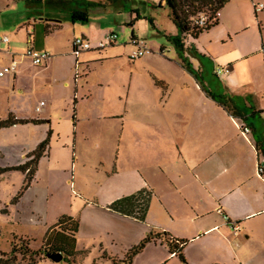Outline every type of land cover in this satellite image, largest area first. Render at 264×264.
<instances>
[{"label": "rangeland", "instance_id": "obj_1", "mask_svg": "<svg viewBox=\"0 0 264 264\" xmlns=\"http://www.w3.org/2000/svg\"><path fill=\"white\" fill-rule=\"evenodd\" d=\"M139 1L144 6L139 8L142 19L138 21L137 39L144 41L154 58L147 59V55L131 61V29L123 22L128 21L130 9ZM254 4L264 6V0H231L224 5L232 17L248 26L236 36L237 49L230 54L233 58L240 57L244 38L251 45L252 38L261 43L264 36V9H255ZM67 8L87 10L90 19L106 28L108 35L116 34V42L101 50L74 54L71 27L64 24L69 17L67 11L32 6L20 0H0V36L6 35L10 40L0 44V71L12 60L17 62L14 74L0 77V121L10 116L41 121L0 128V252L9 253L13 242L15 249L25 254L22 257L17 253L15 264H126L127 250L135 244L139 226H131L121 236L114 235L112 244L105 234L94 233L90 237L95 231L84 224V248L75 246L74 259L63 254L60 262L48 260L45 254H27L25 248L39 250L44 237L63 216L79 222L86 202L90 210L84 216L101 215L107 207L99 206L100 202L131 189L139 178L137 172L155 161L158 129L153 114L162 93L154 77L145 71V65L164 69L169 65L165 59L181 65L173 44L160 35L163 29H169L170 9L153 0H73ZM36 18L57 19L64 25L45 38L40 24H30ZM224 27L212 30L201 40L184 41L185 56L197 67H201V62L194 52L187 51L192 43L198 42L201 53L218 55L219 63L208 61L203 67L204 82L214 92H225V77L211 76L215 68L227 66L223 63L231 44L218 39ZM29 34L37 40L36 51L45 42L61 54L50 67L33 65L27 54ZM105 38L92 42L93 48L99 42L107 44ZM257 84L256 80L254 85ZM243 101L239 106L248 111L253 103L246 98ZM260 104L264 106V99ZM251 122L259 128L258 119ZM50 131L48 150L34 166L31 179L22 171L7 170L24 164L25 155L34 151ZM262 166L261 177L264 163ZM256 175L260 177L257 166ZM228 237L233 238L232 233ZM227 242L220 234H211L191 242L185 251L203 264H210L218 255L224 257L225 264H235ZM109 253L113 257L106 255ZM140 254L131 264H150L153 260L149 252ZM238 256L249 264H264V236L256 233L249 242H243ZM167 264L181 262L175 259Z\"/></svg>", "mask_w": 264, "mask_h": 264}, {"label": "crops", "instance_id": "obj_2", "mask_svg": "<svg viewBox=\"0 0 264 264\" xmlns=\"http://www.w3.org/2000/svg\"><path fill=\"white\" fill-rule=\"evenodd\" d=\"M140 6H144L141 1L136 7L130 9L128 21L123 22L124 25H129L131 36L133 35L134 38H139L136 29L138 21L142 19ZM223 8L219 11L217 26L202 33L197 39L187 36L185 40L192 42L201 40L212 30L225 26L218 39L223 44L227 40L231 47H229L230 50L227 49L229 54L223 63L229 68V73L223 75L225 77L223 88L230 95L246 98L253 103L250 109L260 112L254 115L260 122H258L259 128H256L251 119L244 122L224 111L202 92L197 81L181 65L173 64L172 60L165 59L169 65L160 70L145 65L147 66L145 71L154 77L162 93L156 112L153 114L157 120L158 129L157 141L154 144V148L157 149L155 161L144 170L137 172L140 181L137 180L138 183L136 182L131 189L121 191L117 196H109L99 205L107 207L121 196L140 190H150L152 197L145 221L139 223L110 212L108 209L103 210V213L98 216L90 213L84 216L87 210H90V205L88 206L86 202L82 207L84 215L78 216L76 246L84 248L81 242L86 236L82 233L84 224L95 231L90 237H93L94 233L105 234L112 244L114 235L121 236L135 225L139 226L137 227L139 229H137V240L133 246L151 231L164 232L174 239L187 241L183 248V256L188 264H203L202 260L189 254L185 248L204 236L220 234L228 241L227 246L235 256L234 263L249 264L239 259L240 245L243 242H249L256 233L264 236V175L263 177L256 175L257 163L264 159L262 155L264 153V106L260 104L264 99V36L261 43H258L256 38H252L251 45L246 43L244 38V43L240 47L243 49L240 57H231L230 54L237 49L236 36L244 33L248 26L246 23L243 24L240 18L232 17V12L226 9L227 5ZM263 9L264 7L261 10ZM58 21L36 18L30 24L33 27L36 23L40 24L45 38L62 29L64 24H69L72 31L71 44L75 38L81 37L92 46V42L108 35L106 28H102L92 19L83 24L72 23L69 17L64 24ZM46 25H58L59 28L45 34ZM262 27V23L259 22V28ZM177 33L171 21L169 29H163L160 35L175 36ZM28 43L29 47L35 50L37 40L34 36L29 34ZM192 46L200 55L207 58L204 60L219 63L218 55L209 52L201 53L198 42L192 43ZM39 47V51L53 53L49 55L48 62L46 61L43 65L45 68L50 67L53 59L61 55L45 42ZM95 48L89 51L97 50ZM176 54L178 55L177 51ZM151 56V54L148 55L147 59L154 58ZM250 58L253 59L250 60ZM242 62L246 63L243 65ZM197 66L198 64H192L195 70L202 69ZM212 72L214 75V70ZM256 80L258 84L254 85ZM41 103L43 102H40V105ZM36 111L39 112V108L38 110L36 108ZM242 125L249 128L248 134L241 133ZM234 226L238 227L237 232L232 229ZM231 233L233 238L230 239L228 234ZM145 252H149V256L153 258L150 264H167L178 259L170 255L162 237L148 243L141 254ZM106 255L113 257L111 253ZM218 262L226 263L224 257L218 255L211 260L210 264Z\"/></svg>", "mask_w": 264, "mask_h": 264}, {"label": "trees", "instance_id": "obj_3", "mask_svg": "<svg viewBox=\"0 0 264 264\" xmlns=\"http://www.w3.org/2000/svg\"><path fill=\"white\" fill-rule=\"evenodd\" d=\"M18 1V0H16ZM25 4L32 6H45L47 8L56 9V10H65L68 12L69 20L72 23H87L90 20V16L87 10H71L67 8L73 0H20ZM229 0H166L165 6L170 9V18L173 25L177 29V35L175 36H165L169 42H171L178 53V57L181 59V66L188 72L198 83L202 92L209 97L214 103L221 107L224 111L230 114L234 118H238L244 122H248V119H255L254 115L256 113L253 109L248 111L239 106V103L243 102V98L235 97L230 95L228 92H214L205 85L204 82V70L203 67L206 64L204 56L200 55L194 47H189L188 52H194V56L198 58L201 62L202 69L195 70L192 67L189 59L185 56V45L184 40L187 36L192 39H197L202 33L208 32L210 29L218 25V14L219 11L224 7ZM161 7V6H160ZM67 8V9H66ZM198 14H204L206 21L204 25L197 26L193 24V18ZM60 23V21H58ZM59 28L58 25H46L44 32L49 34L54 30ZM134 36H131V39ZM216 78L215 75H211ZM245 105H243L244 107ZM248 115V116H247ZM34 123L38 124L41 121H26L19 120L13 117H9L5 121H0V128L12 126L15 124H25V123ZM250 127V124H248ZM51 131L48 133V137L42 141L34 151L25 155L26 162L22 165L8 168L7 170L22 171L26 173L27 178L31 179L34 173V166L37 161L43 157L48 150L49 136ZM264 157V153L262 154ZM152 193L150 190H140L132 195L116 199L111 204L107 206V209L110 212L118 214L122 217H127L135 220L139 223H144ZM78 231V222L70 217L63 216L56 224L49 230V233L44 237L42 246L36 252L28 251L25 248L27 254H53L60 253L64 254L70 259H74L75 256V246L76 238L75 235ZM162 237V241L165 243L166 247L169 250L170 255L176 256L181 264H187L183 256V248L185 247L187 241L179 240L172 238L167 233H153L149 232L137 245L133 246L128 250L125 257L126 264H131L132 259L150 242H155L158 238ZM16 237L13 238L15 241ZM19 242H22L19 240ZM15 247L12 242L11 251L9 253L0 252V264H15L17 261L16 254L20 256H25L20 250L15 251Z\"/></svg>", "mask_w": 264, "mask_h": 264}, {"label": "built area", "instance_id": "obj_4", "mask_svg": "<svg viewBox=\"0 0 264 264\" xmlns=\"http://www.w3.org/2000/svg\"><path fill=\"white\" fill-rule=\"evenodd\" d=\"M153 1L155 3H157L158 5H161V4H164L166 0H153ZM263 7L264 6L262 4H260V5L254 4L255 9L256 8L262 9ZM192 20H193L194 25L202 26V25H204V23L207 19H206L204 14H198ZM116 40H117L116 34L110 33L105 38V41H107V44L105 42H99L96 45L95 49H97V50L104 49L106 46L111 45L112 43H115ZM8 42H9V38L6 35L0 36V44H7ZM130 44L134 48V50L131 51V53L129 54V58H128L131 61L151 54V51L148 50L146 44L142 40H139L137 38H132V39H130ZM92 49H93V47L91 46V44L87 40H85L81 37L75 38L72 41V52L74 54H79L80 52L89 51ZM27 54H28L29 58L31 59L33 65H35V66H43V65H45L46 61L49 59V55L47 53L42 52V51H36V50L32 49L31 47H29ZM16 66H17V62L15 60H12L11 64L8 67H5L2 71H0V77H3L6 74H13L16 70ZM228 73H229L228 67H225V68L224 67H217L214 69V75L216 77L227 75ZM41 105H43V103H41ZM37 110H38V108H37ZM240 130H241V133L243 135H246L250 132L249 128L247 126H243V125L240 126ZM263 163H264V159H261L257 163L258 175L260 177L262 176V173H263V166H262ZM218 212L220 213V211H218ZM232 229L234 230V232L238 231L237 226H234Z\"/></svg>", "mask_w": 264, "mask_h": 264}, {"label": "water", "instance_id": "obj_5", "mask_svg": "<svg viewBox=\"0 0 264 264\" xmlns=\"http://www.w3.org/2000/svg\"><path fill=\"white\" fill-rule=\"evenodd\" d=\"M46 258L52 262H60L62 260V254L53 253L46 255Z\"/></svg>", "mask_w": 264, "mask_h": 264}]
</instances>
